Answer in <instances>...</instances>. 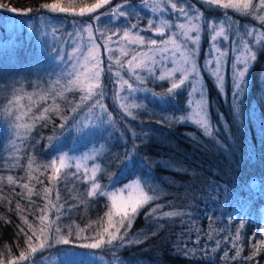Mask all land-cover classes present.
<instances>
[{"label":"trees","instance_id":"trees-1","mask_svg":"<svg viewBox=\"0 0 264 264\" xmlns=\"http://www.w3.org/2000/svg\"><path fill=\"white\" fill-rule=\"evenodd\" d=\"M94 1L72 0V4ZM61 2L70 0H0V5L27 10ZM244 19L255 21L264 31V23L253 12ZM19 45L0 54V62L9 59L12 63L8 62V71L23 55L26 60L28 56L35 60L37 53L32 46L22 50ZM259 71L264 76V37L251 69L245 103L248 112L256 114H232L231 104L210 90V134L145 111L125 114L105 99L115 114L110 130L93 140L105 146L98 158L102 167L98 183L111 190L139 179L146 191L151 189L149 194L157 197L140 210L130 229L136 244L121 249L127 264H264V241L259 233L264 208V83L256 81ZM109 83L110 74H103V92ZM206 83L212 89L208 79ZM147 85L154 93L162 94L167 88V84ZM82 95L75 91L55 99L30 137L21 143L22 165L30 164V169L16 171L8 160H0V260L4 263L22 252L27 258L38 255L45 248L39 247L44 225V235L49 238L46 244H56L53 237H63L68 241L65 246H87L105 233L107 202L86 198V185L74 177L49 179L53 144L70 127L75 114L71 108L82 104ZM167 97L170 100L165 101V110H186L184 91L176 90ZM7 152L11 154L10 147L0 148V157ZM9 176L14 183L9 182ZM45 188L50 190L48 196ZM49 199L60 212L48 206ZM164 212L180 215L164 217ZM42 216H46L43 223ZM30 247L37 251L32 253Z\"/></svg>","mask_w":264,"mask_h":264},{"label":"rangeland","instance_id":"rangeland-1","mask_svg":"<svg viewBox=\"0 0 264 264\" xmlns=\"http://www.w3.org/2000/svg\"><path fill=\"white\" fill-rule=\"evenodd\" d=\"M95 2L87 5L72 4V6L78 12L79 7L91 6ZM159 2L160 0H129L128 5H125L122 9L131 13L130 16L126 17H113L111 15V9L115 8L117 4L123 5L124 0H110L109 4L103 5L95 13H86L82 17L76 13L52 12L48 8L15 9L13 11L12 8L0 5V54L11 51L16 44H20L19 46L23 47L22 50L27 49L26 45L32 46L35 49V53H37L33 61H30L28 56L27 62L24 59L25 55L21 56L18 62L13 61L14 64L10 71H8L9 59L8 61L0 62V98H2V103L0 104V148L2 149L5 146L10 147L12 150L11 154L7 152L0 157V160H8L10 166L16 171L21 170V168L23 171L30 169L28 166L30 164L22 165L21 143L30 137L41 119V114L43 113V117L46 115V110L52 106L53 101L61 99L70 93L63 91V89L67 86L68 80L74 78L75 72L83 73V57L73 53L70 60L68 55L77 46L73 42L74 39L79 42V39L82 38L84 44L88 43L87 33H82L81 38H69L68 34L76 31L73 26L74 20L81 21V27L83 24L91 23L94 28L104 32V37H100L99 32H94V39L96 44L100 46L101 67L105 69L101 73L100 84L103 74H110L109 88L104 91L102 99L106 111L102 112L99 107L92 108L99 96L91 98L88 100L89 102L84 101L79 104L70 127L53 144L49 166L53 170L52 164L55 163L56 167L61 168L59 175L74 177L84 182L86 193L91 188L90 179H95L98 183L97 176L102 170L97 172L95 176L92 175V171L95 165H100L98 158L105 150L104 145H97L93 140L100 139L101 135H105L113 125L115 113L106 105L105 99H108L110 103L114 102L125 114H137L139 111H145L146 114L159 116L169 123L195 126L206 134H210L213 131L209 109L210 90H214L225 104H231L232 114H256L251 110L248 112L247 104L245 103L249 95V85L252 82L251 69L264 37V31L256 25L258 23L244 19L249 13L238 12V16H233L228 12H237L235 9H224L219 4H210L206 0H170V2L165 4V10L162 13L153 10ZM171 3H176L177 8L172 9ZM252 3L253 6L259 5L260 0H252ZM56 4L62 7L69 6V2ZM181 7L185 8L190 16H200L201 39L198 46L192 45L190 41H187L182 35L183 30L175 27L177 24H188L185 16L179 12ZM259 9L260 7H254L253 13L256 17L257 15H264V12ZM101 12H107L108 15H102L100 20L96 21L95 16ZM164 20L169 21L172 27L166 30L165 33L158 34L154 29ZM150 21L151 24L149 23ZM132 24H138L139 28L134 31L148 39H157L159 41L161 38L167 39L175 33L174 38L178 44H186L189 49L198 48L195 60L199 75L189 74V79L185 81V86L176 89L177 91H184L185 111L175 113L177 111L165 110V101L170 100L169 97L154 96V92L147 85L149 83L167 84L168 88L174 80H179L182 75L181 72H173V79L160 81L150 78L144 69H134L133 71L139 72L144 77L143 83H141L129 71L127 62L137 52H147L149 50L144 45H132L125 48L124 54L120 52L123 29L130 27ZM209 24L212 25V28H209ZM221 27L224 29V35L228 37L225 40L223 36H217L215 42L216 48L224 53L223 56H219V75L223 78V87L219 86L217 77L212 74L216 67L218 53L212 48L213 42L211 38ZM53 29L56 31L53 32ZM249 32L253 34L248 35ZM112 33H115V36L112 37V41L109 44L112 49V61L110 62L108 60V52L105 51L103 45L105 39L111 36ZM189 35H195V33H189ZM245 44H247V48H245ZM81 50L86 51V48ZM184 51L185 49L181 47L180 51L177 52L170 45L169 51L165 53L168 59L163 60L162 63H158L156 66V76H159L161 71L166 72L174 67L182 66L184 58L180 53ZM253 54L255 59L251 58ZM59 56H62L63 63L57 59ZM173 57L176 61L175 64H173ZM159 59V54H157V60ZM245 59L248 60L247 72L244 91L242 96H240L235 91V80L238 78L236 73L245 67ZM77 60H80L81 63L78 64ZM117 60H119V63ZM109 63L112 65L111 72L107 70ZM120 63H123V68L120 67ZM10 64L12 65L11 62ZM234 64L236 65L235 68H233ZM74 65L75 72L73 71ZM117 72L120 73L119 76L116 75ZM255 76L258 85L259 83H264V76L260 71ZM121 77L123 80H128L133 85V88L129 89L127 85L123 84ZM207 79L211 82L212 89H209L206 83ZM197 80L198 83H196ZM194 86L197 89L196 92L192 91ZM144 88H147L148 91L142 90ZM75 91L85 94L79 88H75L71 92ZM95 91L98 93V89ZM57 92H63V95H56ZM190 93L191 95H189ZM201 93H203V99L206 101L207 129L195 122L200 119V115L204 114H197L199 111L197 101L201 100ZM16 97H19L18 101ZM9 101L12 103L10 104ZM237 105H239V111L236 110ZM89 109H92V111L90 112ZM107 113L112 114L111 119H109ZM97 114L102 116L103 120L98 119ZM181 116L185 117V119L180 120ZM189 116H191L190 119L188 118ZM18 125H21V127H17ZM86 143L88 145L85 150H80L81 146ZM61 156H65L64 167L60 165ZM86 175L89 179L84 178ZM135 180L137 179L130 180L125 184H131ZM125 184L111 190L104 188L101 190L113 193L118 198L117 202L119 203V198L129 196V192L124 189ZM86 198H101L108 203L109 209L111 207V201L107 196H86ZM140 210L133 219V223ZM114 219H117V217H114ZM131 228L127 230V233L121 228V232L118 233V235H124L125 237L122 244L118 242L108 244L105 242L98 248H90L78 245L65 246V243L61 241L56 244H46L38 255L35 254L28 257L27 261L28 264H127L121 258L120 253L124 246L136 244L137 242V240L135 241L132 238L133 232H131ZM109 231H114V229L110 228ZM259 233L262 235L261 240L264 241V208ZM103 238L106 241L107 233H104Z\"/></svg>","mask_w":264,"mask_h":264},{"label":"snow or ice","instance_id":"snow-or-ice-1","mask_svg":"<svg viewBox=\"0 0 264 264\" xmlns=\"http://www.w3.org/2000/svg\"><path fill=\"white\" fill-rule=\"evenodd\" d=\"M170 2V0H160L159 3H157L156 7L153 9L154 11H160L161 13L165 10V4ZM207 3L210 4H219L224 9H235L237 12L241 13H249L252 14L254 11V7H260L261 12H264V0H260V4L253 6L252 0H206ZM110 0H96L95 3H93L91 6H81L78 9L72 6V0L69 2V6L62 7L59 4H42V8H48L52 12H61V13H76L79 16H84L86 13H95L97 9H100L103 5L109 4ZM129 0H124V4H117L115 8L111 9V15L113 17H126L130 16L131 13L125 12L122 10L125 5H128ZM171 8L176 9L177 5L176 3H171ZM15 11V9H12ZM179 12L182 13L186 20L188 21V24H177L175 25L176 28L182 29V35L187 40L190 41L192 45H199L200 43V33H201V25L199 23L200 16H190L188 12L185 10V8L181 7L179 9ZM102 15H108L107 12H101L99 15L95 16V20L99 21L100 16ZM257 19H259L262 23H264V15H257ZM151 24V21L149 22ZM82 22L78 20L73 21V26L76 29L74 33H69V38H81L82 33H87V40L88 43L84 44L82 38L79 39V42L74 39L73 42L76 43V48H73L72 52H70L69 58L71 60L73 53H76L78 56L83 57L84 61V71L83 73L75 72V65L73 66V71L75 72V76L73 79L68 80L67 86L63 89V91L71 92L75 88H79L81 92H84L85 94L81 96L80 103H83L86 100H89L91 98H95L97 95L99 96V99H96V103L92 106V108L99 107L102 112H105V106L102 103V99L104 97V92L102 90V85L100 84V77L101 73L105 71L104 68L101 67L100 62V56H99V45L96 44L94 39V32H99L100 37H104V32L101 31L98 28H94L93 24L87 23L83 24L81 27ZM172 25L169 21L164 20L161 22L160 25L155 27V31L158 34L165 33L166 30L171 29ZM138 24H132L130 27L123 29V36L121 38L120 44V52L122 54L125 53V48L132 45H144L145 47H148L147 52H137L131 60L127 62L128 69L132 74L136 77L137 80L141 81L143 83L144 77H142L139 72L133 71L134 69H144L146 70L148 76L150 78H155L160 81H164L165 79H173V72H181L182 75L180 76L179 80H174L171 83V86L166 89L164 93H153L154 96H167L170 94H173L174 91L181 87L185 86V81L189 79V74H195L199 75L198 69L196 66V60L195 55L198 51L197 49H189L187 45H181L178 44L175 37V33H173V36H169L167 39L161 38V40L157 39H148L144 37L143 35H140L138 32H135V29H138ZM209 28H212V25L209 24ZM56 30L53 29V32ZM189 33H195V35H189ZM252 32H249L248 35H252ZM115 36V33H112L111 36H108L105 39V43L103 45L105 51L108 52V60L112 61V49L109 47L110 42L112 41V37ZM217 36H223L225 40L228 39L227 36L224 35V29L221 27L218 31H216L215 35L212 36V48L216 50L218 53V58L216 60V67L213 70L212 74L217 77V80L219 82V86L223 87V78L219 75L220 70V63H219V56H223L224 53L220 52L218 48H216V38ZM172 46L176 49L177 52L180 51L181 47L185 49L184 52H181L180 54L184 58V64L179 67H174L171 70H168L166 72L161 71L159 76H156L157 71V64L162 63L163 60L168 59V57L165 55L169 51V46ZM82 48H86V51L81 50ZM245 48H247V44H245ZM134 51V49H133ZM157 54H159L160 59L157 60ZM252 59H255L254 54L251 57ZM57 59L61 60L63 63L62 56L57 57ZM119 63V60H117ZM77 63H81L80 60H77ZM175 58L173 57V64H175ZM247 64L248 60H244L245 67L238 71L236 73V76L238 77L235 80V91L238 95L242 96L244 91V83H245V75L247 72ZM120 67L123 68V63H120ZM236 65H233V68H235ZM112 65L109 63L108 71L111 72ZM71 75V73H69ZM117 76L120 75L119 72L116 73ZM123 80V78L121 77ZM59 83V81H57ZM198 83V80L196 81ZM123 84L127 85L129 89L133 88V85L128 82V80H123ZM101 89L99 93H97L95 90ZM144 91H148L147 88L142 89ZM196 87L194 86L192 91L196 92ZM56 95H63V92H57ZM191 95V93L189 94ZM17 101L19 100V97H16ZM11 104L12 102L9 101ZM71 103V102H69ZM205 105L206 101L203 99V93H201V100L197 101V108L199 111L197 112L198 115L200 113H204L203 115H200V119L195 121L197 124L201 125L202 127H205L207 129L208 127V120L206 117L205 112ZM79 105L72 107L71 111L76 112L77 107ZM54 107L57 109V114H60L58 111L59 106L54 104ZM237 111H239V105H237ZM47 111V110H46ZM91 112L92 109H89ZM109 119H111V113H107ZM131 115V113H129ZM41 118H43V113L41 114ZM63 119H67V116H63ZM97 118L103 120L102 116H99L97 114ZM189 119L191 116L188 117ZM19 119V117H17ZM180 120H184L185 117L181 116L179 118ZM17 127H21V125H18ZM53 137H49V140H52ZM64 160L65 156L60 157V165L61 167H64ZM79 167V165H77ZM53 168V174L49 177V179H55L59 173L61 168L56 167L55 163L52 164ZM100 165H95L93 167L92 175L95 176L97 172L101 171ZM85 179H89L87 175L84 177ZM111 179V176H110ZM9 182H13V179L11 176L8 177ZM91 188L87 190L86 196L87 197H93V196H107L109 200L111 201V207L109 211L105 214L107 217V225L103 228V232L107 233V239L103 238L101 235L98 237L94 243L87 245V247L90 248H98L103 243L113 244V242H118L122 244L124 242V235H118V233L121 232V228H123L124 232L127 233V230L132 227L133 219L135 218L137 212L146 205L149 201L156 200L157 197L154 195H150L149 191L145 190V185L141 184V181L139 179L133 181L131 184H125L124 189L129 192V196L126 198H119V203L117 202V197L113 193H109L107 191H102L101 189L105 186L99 184L96 182L95 179H90ZM23 187L28 188V185H23ZM29 193L31 194L32 189H28ZM49 189H44V194L48 196ZM60 199L59 193H57V200ZM86 202V201H85ZM48 206L53 207L56 209L57 212H60V208L57 206L56 203H53L51 199L48 200ZM155 211V209L153 210ZM164 217L169 216H178L180 213L178 212H164ZM114 217H117V219H114ZM46 220V216L41 217L42 223ZM51 223V222H49ZM31 227V225H29ZM47 225H44V227L41 228V235L43 236V239H40V237H37V239H40L39 247L43 248L46 246V242L48 241V236L44 235V232L46 231ZM114 229V231H109V229ZM57 232L59 229L56 230ZM31 239V238H29ZM56 243H59L63 241L64 243H67V240H64L63 237L55 238ZM264 243V242H261ZM50 246V245H48ZM115 246V245H114ZM30 251L32 253H35L37 249L35 247H30ZM239 249H237V255H239ZM255 255V253H253ZM7 259V257H5ZM28 264L26 254L22 252L19 257H17L15 260L7 259V264ZM0 264H4L3 260H0Z\"/></svg>","mask_w":264,"mask_h":264}]
</instances>
